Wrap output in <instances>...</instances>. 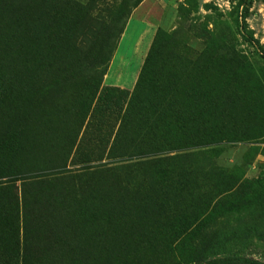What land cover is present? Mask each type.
<instances>
[{"label":"rangeland","instance_id":"obj_1","mask_svg":"<svg viewBox=\"0 0 264 264\" xmlns=\"http://www.w3.org/2000/svg\"><path fill=\"white\" fill-rule=\"evenodd\" d=\"M0 264H264V0H0Z\"/></svg>","mask_w":264,"mask_h":264},{"label":"trees","instance_id":"obj_2","mask_svg":"<svg viewBox=\"0 0 264 264\" xmlns=\"http://www.w3.org/2000/svg\"><path fill=\"white\" fill-rule=\"evenodd\" d=\"M133 7V6H132ZM89 9V8H88ZM89 12V11H88ZM86 13H87V7H85V8H83L82 9V16H85L86 15ZM106 27H104V25H100V29L101 30H103V29H105ZM123 156H125V154L123 155ZM123 156H119V157H116L114 160H115V163H118L119 162V159H121V157H123ZM88 164H89V162H88ZM103 166H95V167H93L92 169L93 170H95V171H97V169L98 168H101V171L102 170H106V169H104V168H102ZM230 190V188H228L226 191H224V192H228Z\"/></svg>","mask_w":264,"mask_h":264}]
</instances>
